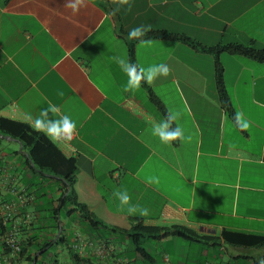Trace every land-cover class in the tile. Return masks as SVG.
Listing matches in <instances>:
<instances>
[{"label": "crops", "instance_id": "crops-1", "mask_svg": "<svg viewBox=\"0 0 264 264\" xmlns=\"http://www.w3.org/2000/svg\"><path fill=\"white\" fill-rule=\"evenodd\" d=\"M68 2L0 0V119L37 131L29 115L52 104L59 109L55 118L69 115L76 121L71 141L47 138L75 160L78 201L108 228L91 230L63 211L59 237L66 243L55 246L59 229L54 234L38 210L57 206L62 184L30 172L27 151L0 138V205L15 198L12 191L27 198L8 225L19 229L22 242L38 227L44 228L40 241L53 238L47 250L57 249L42 264H102L90 246L76 255V235L93 246H114L115 258L124 264H162L163 255L171 264H261L264 245L233 239H264V64L219 56L227 111L218 100L214 56L207 50L177 40H137L133 64L138 69L165 64L169 73L128 91L129 78L113 58L130 62L122 36L140 26L148 29L145 34L184 36L206 49L233 43L264 49V0H84L76 14ZM153 99L167 114L180 113L171 125H179L190 140L165 144L152 135L162 120ZM237 115L247 128L237 126ZM123 191L130 197L127 205L116 195ZM129 206L137 211L129 214ZM141 208L148 209L147 216L140 215ZM26 212L33 219L24 224ZM136 222L185 227L211 240L192 256V243L185 248L174 237L155 240L151 252L146 246L151 258L144 263L128 235L111 229L128 230ZM0 258V264H29L4 250L1 238Z\"/></svg>", "mask_w": 264, "mask_h": 264}, {"label": "trees", "instance_id": "trees-1", "mask_svg": "<svg viewBox=\"0 0 264 264\" xmlns=\"http://www.w3.org/2000/svg\"><path fill=\"white\" fill-rule=\"evenodd\" d=\"M122 38L126 43L130 62L133 64L134 44L137 39L129 40L128 35L125 34H123ZM143 38L183 41L192 48H202L203 50H207L212 53L214 56V74L218 100L220 105L227 111H231V107L223 83V69L219 62V56L221 54H226L229 56L248 58L258 63L264 64V49H256L253 46H243L233 43L206 49L187 37L173 35L166 32H149L144 34L142 39ZM153 103L161 119H165L167 112L161 106L160 102L157 99H153ZM171 129H173L172 125ZM0 135L9 136L21 143L22 150L27 151L28 154V156L25 157V164L30 172H38L43 176L46 174L48 180H52L51 178L53 177L58 179L55 182L62 184V194L58 200L57 206L54 207L53 205H49L41 210H38L40 213L44 214L43 216H45L46 220L49 222L48 226L53 230L54 234L59 229V222L63 218V211L66 212L65 216L67 218H72V220H74L78 216L77 219H79L81 222L86 221L87 227L91 230H98L100 227L108 228L105 223L97 220L93 214L78 201L75 185L77 183L79 171L74 159L66 158L45 135L34 131L26 124L0 119ZM15 154L18 155V152H15ZM65 193H67L66 196H64ZM59 204L61 205L59 206ZM111 229L113 231L120 230L121 232L128 235L135 254L139 256L144 263L151 258L146 248L147 241L163 240L169 237H174L187 243L205 244V240H211L208 237H199L198 234L192 230L180 226H174L171 228L145 227L142 225V223L136 222L133 223L132 227L128 230L115 227H112ZM43 230V227H38L33 235L27 237V239L22 242L21 252L17 255L18 261L25 260L31 264L36 253L41 252L51 246L53 238L40 241L39 234ZM3 231L4 228L0 223V237L2 236ZM236 238L233 239L236 244L255 247L264 245L263 238ZM65 243L64 237L60 235L54 245L65 246ZM216 245L217 243H213L209 246L213 247ZM47 253L48 250L43 252L40 257ZM73 260L76 263L80 261L76 256L73 257Z\"/></svg>", "mask_w": 264, "mask_h": 264}, {"label": "clouds", "instance_id": "clouds-1", "mask_svg": "<svg viewBox=\"0 0 264 264\" xmlns=\"http://www.w3.org/2000/svg\"><path fill=\"white\" fill-rule=\"evenodd\" d=\"M84 6V0H69L66 7L71 9L73 14L78 13L80 8ZM148 29L144 26L133 28L128 33V39H137L141 44H150L151 41H146L142 39L145 32ZM121 70L128 76V82L125 87V91L130 89H135L140 86L141 80L151 83L158 76H167L169 69L165 64H154L148 68H137L135 64L128 62L125 58L114 57ZM62 95V93H61ZM59 109L52 104H49L47 108L42 109L40 114L36 117L29 115V119L33 120L35 129L37 131H42L46 137L55 142L60 141H71L73 134L76 131L77 124L69 115H62L59 118H55V114ZM49 113L53 114L51 119L48 118ZM180 116L179 112L170 111L168 112L165 119L161 120L160 123L153 126L151 132L153 136H158L160 141L165 144H169L177 139L180 140H190L191 137H185L183 129L177 125L176 128L171 129V123L178 120ZM237 126L241 128H247V122H242L241 117L237 115L236 117ZM116 195L122 205H127L129 203L130 197L127 191L118 192ZM129 214H133L137 211V206H129L127 209ZM141 216L148 215L147 208L139 209ZM264 264V261H261Z\"/></svg>", "mask_w": 264, "mask_h": 264}, {"label": "built area", "instance_id": "built-area-1", "mask_svg": "<svg viewBox=\"0 0 264 264\" xmlns=\"http://www.w3.org/2000/svg\"><path fill=\"white\" fill-rule=\"evenodd\" d=\"M15 194V198L13 200L5 201L0 205V223L4 228L2 233L1 241L4 247V250L8 251L10 255L16 256L21 252L22 240L19 237V229L17 227H9V222L15 212H18L22 206L27 204V198L23 193H18L16 191H12ZM33 219V216L29 213L23 214V222L24 224L30 223ZM90 246L93 251V255L100 259L102 264H108L109 259H115V264H124L122 260L116 259L117 248L112 245H108L106 243L100 242L96 246L92 244H87L85 242L84 237L81 235H76L74 238V244L72 245L73 249L78 253L76 254L78 257L84 255V248ZM3 258V257H1ZM0 258V259H1ZM162 264H171V261L167 255H163Z\"/></svg>", "mask_w": 264, "mask_h": 264}, {"label": "rangeland", "instance_id": "rangeland-1", "mask_svg": "<svg viewBox=\"0 0 264 264\" xmlns=\"http://www.w3.org/2000/svg\"><path fill=\"white\" fill-rule=\"evenodd\" d=\"M4 144L6 145L5 142H4ZM10 146H11L12 148H14L15 150H17V151L19 150V147L16 146L15 144H10ZM182 244H183V246H184L185 248L188 246V243H186V242H184V241H182ZM155 245H156V243H155L154 241H147V242H146V246L149 247V251H150V252H151L150 248H153V246H155ZM189 246L191 247V251H192L191 256L194 255V254L196 255V252L199 250L200 247H202V248H204V250H206L205 247H204V246H201L200 244L192 243V244H189ZM56 249H57L56 247H53V248H52L47 254L41 256V257L39 258L37 264H42V263H44V262H46V261L48 262V261H49V260H48V258H49V254L54 253ZM153 253H154V252H153ZM190 258H191V257H190ZM47 264H50V263H47Z\"/></svg>", "mask_w": 264, "mask_h": 264}, {"label": "water", "instance_id": "water-1", "mask_svg": "<svg viewBox=\"0 0 264 264\" xmlns=\"http://www.w3.org/2000/svg\"><path fill=\"white\" fill-rule=\"evenodd\" d=\"M0 138H6V139H9V140L17 141V140H15V139H13V138H11V137H9V136H2V135H0ZM17 143H18V144L20 145V147L22 148L21 143H19L18 141H17ZM60 232H61V227H60L59 232H58V234H57L56 240H57V238L59 237ZM46 250H47V249H45V250H43V251H41V252L36 253V255L34 256L33 261H32L31 264H36L38 257H39L43 252H45Z\"/></svg>", "mask_w": 264, "mask_h": 264}]
</instances>
